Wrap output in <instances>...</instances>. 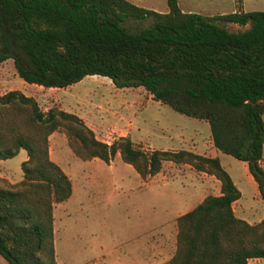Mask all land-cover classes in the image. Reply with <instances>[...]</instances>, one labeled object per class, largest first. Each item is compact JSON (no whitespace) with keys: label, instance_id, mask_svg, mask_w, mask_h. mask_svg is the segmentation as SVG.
<instances>
[{"label":"trees","instance_id":"trees-1","mask_svg":"<svg viewBox=\"0 0 264 264\" xmlns=\"http://www.w3.org/2000/svg\"><path fill=\"white\" fill-rule=\"evenodd\" d=\"M204 14L167 0L161 11L131 0H0V62L13 58L18 75L43 87H63L88 74L117 86H143L152 97L208 122L213 144L246 161L264 199V10L241 8ZM151 17L128 29L129 18ZM241 25L229 30L218 21ZM63 131L82 159L109 163L118 151L143 180L163 160L189 163L220 181L176 217L175 250L167 264H249L264 257V215L237 216L240 189L218 156L190 149H145L128 135L107 142L83 117L60 103L42 108L21 89L0 93V159L27 152L22 177L0 185V254L8 264H59L53 204L68 198V174L49 157L48 135Z\"/></svg>","mask_w":264,"mask_h":264},{"label":"rangeland","instance_id":"rangeland-1","mask_svg":"<svg viewBox=\"0 0 264 264\" xmlns=\"http://www.w3.org/2000/svg\"><path fill=\"white\" fill-rule=\"evenodd\" d=\"M132 2L154 8L167 10V0H131ZM182 10H192L204 14L223 13L237 10L238 0H177ZM241 8L263 9L264 0H241ZM152 21L151 17L144 19H127L124 24L130 30L146 26ZM218 23L229 30H242L247 26L230 21ZM18 75L14 59L7 58L0 62V93L9 89H23L25 93L34 96L42 108L54 105L59 99L72 101L75 97H88L94 102L104 105L105 101L117 106L115 101H130L133 94L144 96L148 91L140 89H122L112 85L108 76L88 74L80 81L69 86L47 88L37 84L23 85ZM64 94L67 96L65 98ZM107 96L103 98L101 95ZM71 99V100H69ZM112 99V100H111ZM142 102H144L143 99ZM142 104V103H141ZM129 113L134 117L139 131L135 129L134 138H147L149 143L158 148H168L178 145L175 137L170 140L169 134L188 132L198 128L201 136L210 134L206 120H200L176 111L167 103L152 99L147 100L139 108L138 104H130ZM116 110L119 108L116 107ZM264 120V113L262 114ZM100 137L109 138L107 133L99 132ZM163 135V136H160ZM160 136V137H159ZM136 144L144 145L143 140ZM65 147L70 150L65 140ZM226 168L233 174L240 187L243 197L251 198L252 187L246 178L244 160L218 150ZM26 150L19 151L8 158L0 159V185L8 186L21 179V162ZM72 162L78 173L86 165L95 166L94 161L86 162L75 154ZM101 168H96L93 174L96 182L87 185L85 191L79 190L74 184V194L62 202L55 203L53 209L54 250L59 264H167L174 251V224L162 220L163 200L168 192L164 179L144 181L136 170L120 157L115 158V181L110 178L112 170L106 162H101ZM167 167V164H166ZM92 170L94 168H91ZM11 179L12 181H10ZM118 180L119 183L116 182ZM186 181L178 176L176 182ZM100 192L97 197L93 194ZM257 208H264L254 204ZM256 222V221H254ZM156 241V243L154 242ZM264 264V257H261ZM0 264H8L0 254ZM251 264H256L251 261Z\"/></svg>","mask_w":264,"mask_h":264},{"label":"crops","instance_id":"crops-1","mask_svg":"<svg viewBox=\"0 0 264 264\" xmlns=\"http://www.w3.org/2000/svg\"><path fill=\"white\" fill-rule=\"evenodd\" d=\"M243 9L250 10L244 7ZM186 11H192V10L188 9ZM80 80H82V78ZM22 82H24L23 85L35 84V83L26 82L23 79H22ZM111 84L116 87H120L122 89H127V90L129 89L137 90L143 87L141 85L136 86V87L117 86L113 82ZM37 85L41 86L39 84ZM69 85H66V86H69ZM50 88H58V87H50ZM21 90L24 92L23 89ZM64 96L65 98H67L65 94ZM101 96L103 98L107 97L104 94H102ZM140 99H143L144 102H142V100ZM152 99H154L152 97V93L148 91V95H144L143 97L133 94L132 100L130 101L113 100L117 106L109 104L108 100H106L103 105L102 103H99L97 101L96 102L92 101L91 98H88L86 96L85 97H82V96L75 97L74 99H72L71 102L63 101L62 99H59V101H60V105L62 108H64L65 110L74 112L78 114L79 116L83 117L86 124L94 131L97 138L109 142L113 138L118 137L120 135H128L135 143L138 142L140 139L143 140L144 145H142L141 147L145 149H148V148L152 149V148H158V147H155L154 145H151L149 143V140H148L149 135L147 138L146 137L138 138V139L134 138L133 135H134L135 129L139 131L140 128L137 126V123L135 122L134 117H132V115L129 113V109L131 106L130 104L136 103L138 104L140 108L142 104H144L147 100L149 101ZM116 107L119 108V110H116ZM200 120H204V119H200ZM99 132L107 133L109 138L100 137L98 134ZM160 136H163V135H160ZM166 137L169 138L170 140H173L176 137L178 140V145L180 146H171L168 148H159V149L185 148V149H190L194 152L209 155V156H218L221 164L224 166L221 160L220 153L218 151L220 149H218L213 144L211 132L210 134L201 136L199 129L193 128L186 133L178 132L175 135L174 134L166 135ZM65 140L67 142L66 135L63 131L53 130L48 135V152H49V157L53 161L58 163L60 167L68 174V176L71 179L72 192L70 196L68 197L70 198L74 194V184L75 183L78 184L79 190L85 191L86 189H88L87 185H89L90 183L96 182V176L93 174V171L96 168L97 169L101 168V164H102L101 162L103 160L97 156H94L92 158L83 159V160H87L86 162L94 161L95 166L91 167L90 165H86V168L84 167L79 174L78 170L75 168L76 166L75 163L72 162L73 160H75L72 158H75V157H70V156H73V154L75 153L72 151L68 143L67 145L69 146L71 151H69V149L65 147ZM118 157H120V154L117 151L114 154L113 158L110 160V162L109 163L106 162L107 166H109L112 170L111 172L112 174H110L111 175L110 178L111 179L113 178V181H115L116 179L114 175V172H115L114 160L115 158H118ZM26 158H27V152H26V155L24 156V159ZM260 162L264 166V146H263V154L260 159ZM127 164L133 167L131 164L129 163ZM166 164H167V167H166ZM245 164H246V168H245L246 178L248 180V183L252 187L250 199H246L243 197V193L240 187L238 186V183L234 179L233 174L228 170V168H226L225 166L224 167L228 170L233 181L235 182L237 187L240 189V196L232 202V208L234 210V213L237 216L242 217L249 222H254V221L260 220L263 217L264 208H257L255 212L249 211L248 209H251V210L252 208L254 209V206H253L254 204L261 205L264 199L260 196L257 184L255 180L253 179L251 173L248 171L246 161H245ZM91 168H94V169L92 170ZM178 176L185 177L186 181L178 184L176 182V179ZM155 178H158L161 180L164 179L165 185L168 186V192L164 197L165 199L163 200L164 206L161 211V214H165V218L162 220L170 221L172 224H174V228L172 229L174 230V238H175L174 250H175V241H176V232H177L176 217L180 215L181 213L191 209L198 202H200L207 194L209 193L219 194L220 193V181L213 174H210L204 170H198L192 165H190L189 163H185V162L178 163V162H173L171 160H163L161 169L155 174H153L152 176L148 177L144 181L149 182L151 179H155ZM9 180L12 181L11 179ZM116 182L119 183L118 180H116ZM99 194L100 192H97L96 194H93V196L97 197ZM55 203H58V202H54L53 209H54ZM53 231L55 234L54 225H53ZM154 242L156 243V241ZM251 261L256 264H262L261 257L259 256L250 257L248 259L249 264H251Z\"/></svg>","mask_w":264,"mask_h":264}]
</instances>
